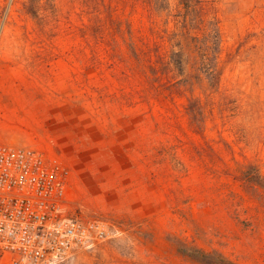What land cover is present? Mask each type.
I'll list each match as a JSON object with an SVG mask.
<instances>
[{
	"label": "rangeland",
	"instance_id": "rangeland-1",
	"mask_svg": "<svg viewBox=\"0 0 264 264\" xmlns=\"http://www.w3.org/2000/svg\"><path fill=\"white\" fill-rule=\"evenodd\" d=\"M201 3L183 30L176 0H0V144L57 165L65 213L109 228L61 264H197L177 242L264 264V191L244 181L264 177V0Z\"/></svg>",
	"mask_w": 264,
	"mask_h": 264
},
{
	"label": "built area",
	"instance_id": "built-area-1",
	"mask_svg": "<svg viewBox=\"0 0 264 264\" xmlns=\"http://www.w3.org/2000/svg\"><path fill=\"white\" fill-rule=\"evenodd\" d=\"M66 172L28 147L0 144V264H61L109 238L108 224L65 213Z\"/></svg>",
	"mask_w": 264,
	"mask_h": 264
},
{
	"label": "trees",
	"instance_id": "trees-1",
	"mask_svg": "<svg viewBox=\"0 0 264 264\" xmlns=\"http://www.w3.org/2000/svg\"><path fill=\"white\" fill-rule=\"evenodd\" d=\"M149 6L154 7L158 5L159 2H166L167 0H143ZM157 2V3H155ZM196 2L200 0H176V5L178 7V13L181 17V29L185 30L186 26L189 23L200 24L202 21L205 22L204 17L210 10V6L206 3H201L199 6H196ZM34 15V13H32ZM214 32L211 33V29H208L207 33L203 35V38L194 37V39L202 40L201 45L205 47V50L210 56V59H203L202 63L209 64L215 67L216 55L219 53V44H220V34L217 26V22H212ZM212 67V68H214ZM214 70V69H212ZM219 71L215 73V76H218ZM198 102L196 99L190 100L187 105L188 113L191 117V120L200 125L202 123V110L198 107ZM245 180L246 183L252 185L256 189H261L264 191V177L260 174L257 167L254 165H247L245 169ZM176 250L177 253L181 256L197 263V264H236L229 259L222 256L216 251L204 252L203 250L185 245L184 243L177 242Z\"/></svg>",
	"mask_w": 264,
	"mask_h": 264
}]
</instances>
